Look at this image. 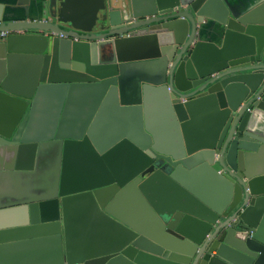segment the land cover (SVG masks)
Masks as SVG:
<instances>
[{
	"label": "water",
	"instance_id": "obj_1",
	"mask_svg": "<svg viewBox=\"0 0 264 264\" xmlns=\"http://www.w3.org/2000/svg\"><path fill=\"white\" fill-rule=\"evenodd\" d=\"M2 32L0 264H264V0H0Z\"/></svg>",
	"mask_w": 264,
	"mask_h": 264
},
{
	"label": "crops",
	"instance_id": "obj_2",
	"mask_svg": "<svg viewBox=\"0 0 264 264\" xmlns=\"http://www.w3.org/2000/svg\"><path fill=\"white\" fill-rule=\"evenodd\" d=\"M19 76L21 77V75H19ZM54 104H55V102L51 98H48L44 102V104L40 110V118H41L40 126L45 125L50 120V118L54 112L53 111L54 110L53 109ZM128 203L126 202L124 205L126 208L131 206L130 202H128ZM22 211H23V207H15V208L6 209L3 211L4 216H5L4 219L7 222L14 221V223H16L17 221H19L21 219Z\"/></svg>",
	"mask_w": 264,
	"mask_h": 264
},
{
	"label": "built area",
	"instance_id": "obj_3",
	"mask_svg": "<svg viewBox=\"0 0 264 264\" xmlns=\"http://www.w3.org/2000/svg\"><path fill=\"white\" fill-rule=\"evenodd\" d=\"M7 34L5 32L0 33L1 37H5Z\"/></svg>",
	"mask_w": 264,
	"mask_h": 264
}]
</instances>
